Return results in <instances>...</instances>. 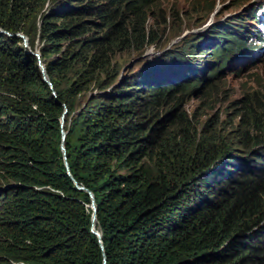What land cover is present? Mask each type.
Segmentation results:
<instances>
[{"label": "trees", "instance_id": "obj_1", "mask_svg": "<svg viewBox=\"0 0 264 264\" xmlns=\"http://www.w3.org/2000/svg\"><path fill=\"white\" fill-rule=\"evenodd\" d=\"M46 2L0 0V264H264V136L252 133L264 118L243 105L237 143L252 156L239 159L216 120L198 130L184 108L207 71L147 86L145 69L114 85L105 71L99 82L114 55L159 38L146 32L156 0ZM229 35L227 53L247 44ZM188 58L196 70L218 63ZM91 82L98 91L80 103Z\"/></svg>", "mask_w": 264, "mask_h": 264}, {"label": "rangeland", "instance_id": "obj_2", "mask_svg": "<svg viewBox=\"0 0 264 264\" xmlns=\"http://www.w3.org/2000/svg\"><path fill=\"white\" fill-rule=\"evenodd\" d=\"M58 1L61 0H47L44 4V11ZM206 1L207 0H156V3H154L155 5L146 12V32H156L159 34V39L153 43L155 51L158 54L165 53L164 51H167L168 45L176 42V40L170 39L172 36L177 35L181 28L187 27L193 32L197 29V27L194 28L195 26H200L202 24L208 9H210V6L205 4ZM217 1L218 0H211L212 5L216 4ZM224 4L223 8L221 7V12L215 17V20L219 21L221 25L212 27L213 30L218 31L212 32L209 36H203V32L197 35L194 33L189 35L185 34L187 36L184 35L185 37L178 40L171 48L174 50L176 49L175 53L172 55L181 57L179 58L180 61H187L183 59H189L188 57L193 59L197 58L198 62L203 61V59L218 61L216 65L209 68L206 72V75L208 76V74H211L212 78L204 79L201 84L198 81L195 84L196 88L191 89L186 94L184 108L191 117L192 124L198 130H201L204 124L210 119L216 120L218 122L216 132H221L224 141H227L230 146L235 148V150L232 151L234 155L242 159L245 155H252L244 149L242 145L237 143L239 132L235 130V126L238 123L240 115L245 111L243 108L244 104L251 107L252 110L256 112L255 115L257 118H264V53H260L254 57L245 52L237 53L243 54L240 56L237 54L230 55L229 52L227 53V51L221 48L228 44V36L219 37L216 41L212 40L210 36L212 34L222 36L223 33H226L223 30L234 27L239 28L238 30H241L240 33L243 31L247 33L249 44L263 45L264 10H259V5L251 3L250 0H230ZM250 12L259 14L256 16L261 17H258V20L255 18L256 16L249 17L248 15ZM35 20L38 24L39 15H37ZM239 24L240 27L238 26ZM2 31L3 29L0 27V32ZM254 32L256 35H260V37L253 38ZM16 35L22 37L23 46L29 49L28 37L20 32L16 33ZM233 36H235V34ZM32 37L34 40V48L30 50L33 53H38L42 42L38 36L33 33ZM215 45L218 46V48L212 51ZM243 48H246V46ZM142 53V50L131 49L114 55L110 65L104 67L102 72L98 74L99 82L106 79L105 73L108 72L112 73V77L109 78L108 83L114 85L130 77L133 73L142 70L141 68H147L148 61L153 60L155 63H158V59L154 58L155 56L150 55L143 57ZM179 59H174L172 61L173 63H179ZM168 61L167 57L160 58L159 60V62L163 64H169ZM207 67L208 65L204 62L199 70H187L186 72H182L179 78L191 77L193 74H201L202 70ZM150 73L151 72L148 74ZM141 75L139 82L143 85L147 86L152 83H158L156 79H151L144 76V74ZM196 81L197 79H194L187 82L186 85H192ZM110 87L111 86H109V88ZM97 91L98 83H89L80 94L79 102H85L90 94H94ZM254 92H258L259 103L262 104L261 107H259L253 97ZM208 128H212V126L210 125ZM252 133L257 137L264 136V125L258 130H252ZM259 148L260 149L257 150L260 153H264V142ZM0 182L2 181L0 180Z\"/></svg>", "mask_w": 264, "mask_h": 264}, {"label": "clouds", "instance_id": "obj_3", "mask_svg": "<svg viewBox=\"0 0 264 264\" xmlns=\"http://www.w3.org/2000/svg\"><path fill=\"white\" fill-rule=\"evenodd\" d=\"M230 0H218L217 1V3L216 4H213V5H211L209 8L210 9H208V11H207V14L205 15V17H204V19H203V21H202V24L200 25V26H195L194 28H199V30H195V31H193V32H191L190 34H192V33H194V34H198V33H201V32H203V36L204 35H210L212 32H215V31H218V30H213L212 29V27L213 26H215V27H217V26H220L221 25V23L219 22V21H216L215 20V22H212L211 23V21H212V17H214V15L221 9V7L223 8V6L225 5L224 3L225 2H229ZM251 1V3H256V4H258L259 5V10H264V0H250ZM223 3V4H222ZM246 5V4H245ZM256 15H259V14H256V13H253V12H250L249 13V17L250 16H256ZM259 18L261 17V16H258ZM258 17L256 16L255 18L258 20ZM260 22H262V21H260ZM218 23V24H217ZM239 27H240V24L238 25ZM188 29L189 28H187V27H183V28H181L180 29V31H179V33L177 34V35H174V36H172V38L170 39V40H176V42L174 43V44H176L177 42H178V40H180V39H183L185 36V34H186V32L188 31ZM239 28H234V27H232L231 29H226V30H223L224 32H226V33H223V35L221 36V35H216V34H212L210 37L212 38V40H218V38L219 37H224V36H231V35H229V34H232V36L235 34V35H240V34H242V33H244V31L242 32V33H240L241 32V30L239 31L238 30ZM187 36V35H186ZM194 36V35H193ZM242 38H244V40L246 41V43L247 44H249L248 43V40H249V38H248V36H245V37H242ZM159 39V38H158ZM157 40V39H156ZM156 40H154V41H149V42H146L142 47H140V48H138V49H134V50H142L143 51V53H142V56L143 57H147V56H150V55H153V56H155L154 58H156V59H158V63H155L153 60H150V61H148V65H147V68H141V69H145L146 70V73L145 74H148L149 72H152L153 70H156V69H158V68H160V67H163V66H168V65H179V66H181V67H184L185 65V63L186 62H182V63H173V61L172 60H170V61H168V63L169 64H163V63H160L159 62V60H160V58L162 57V56H164V55H167L166 53H168V52H172V53H169V54H174L175 53V50L174 49H172L170 46L171 45H174V44H169V46H168V49H166L167 51H164L165 53H157L156 51L152 54V52H153V50H147L146 51V49L150 46V45H152V46H154L153 45V43H155V41ZM263 43H264V39H263ZM247 44H245V46H246V48H239V49H236V50H234L233 52H231L230 53V55H232V54H237V53H240L241 52V50H249V51H255L256 49H254V50H251L250 48H249V46L247 45ZM250 45H252V44H250ZM261 45V44H260ZM260 45H256V46H260ZM264 45V44H263ZM244 46V47H245ZM152 48H154V47H152ZM258 48H260V47H258ZM263 51V52H262ZM244 52H246V51H244ZM260 53H264V48H262V49H260V50H258L256 53H254V54H252V53H248V55H252V57H254V56H257L258 54H260ZM146 54V55H145ZM155 54V55H154ZM245 54V53H244ZM35 55H37V54H35ZM157 55V56H156ZM237 55H243L242 53L241 54H237ZM166 57H168V56H166ZM165 57V58H166ZM152 59V58H151ZM203 60H205V59H203ZM198 61V60H197ZM186 65H193V64H191V63H187ZM201 67V66H200ZM199 67V68H200ZM186 68H188L187 66H186ZM208 68V67H207ZM207 68H205V69H203L202 70V72H201V74L203 75V74H205V72L209 69H207ZM186 71L187 70H190V71H192V70H195V68H192V69H190V68H188V69H185ZM185 71V72H186ZM192 76H195L194 74L192 75Z\"/></svg>", "mask_w": 264, "mask_h": 264}, {"label": "water", "instance_id": "obj_4", "mask_svg": "<svg viewBox=\"0 0 264 264\" xmlns=\"http://www.w3.org/2000/svg\"><path fill=\"white\" fill-rule=\"evenodd\" d=\"M260 47L259 49L255 50V51H249V50H241V52H244L246 51L245 53H256L258 50L264 48V45H260L258 46ZM242 49V48H241ZM34 54H37V57H38V53H34ZM39 66H40V70H41V73H42V79L47 82L48 84H50L49 80L47 79V76H46V73H45V68H44V65L41 63V61L39 60ZM190 68H195L194 65H191ZM185 69H188L186 67H181L179 65H168V66H163V67H160L156 70H153L150 74H144V76H147L151 79H156L158 83H154L156 85H162V84H167V83H176L179 80V75L182 73V72H185L186 70ZM196 69V68H195ZM196 76V75H195ZM66 111L64 110V113ZM64 113L63 115L61 116V125H63V122H64ZM62 141L64 140V137H65V132L64 130L62 129ZM61 150L64 154V159H65V149H64V145L63 143H61ZM66 167L68 168L67 164H66ZM77 184V183H76ZM79 189H83L85 190V188L83 186H78ZM90 197H91V208H92V225H91V230L97 235V237L100 239V233L98 230H95V219H96V205L94 203V198H93V195L91 194L90 191H88Z\"/></svg>", "mask_w": 264, "mask_h": 264}, {"label": "bare ground", "instance_id": "obj_5", "mask_svg": "<svg viewBox=\"0 0 264 264\" xmlns=\"http://www.w3.org/2000/svg\"><path fill=\"white\" fill-rule=\"evenodd\" d=\"M221 10H222V8L214 15V17H212V21H211V23L212 22H215V17L221 12ZM218 24V23H217ZM199 28H197L196 30H198ZM191 29H188V31L186 32V34L187 35H189L192 31H190ZM186 36V35H185ZM174 44V43H173ZM169 46V45H168ZM152 47H154V46H152V45H150L148 48H147V50L149 51V50H153V52H152V54L155 52V48H152ZM170 47H172V45L170 46ZM168 48V47H167ZM95 230H96V228H95Z\"/></svg>", "mask_w": 264, "mask_h": 264}]
</instances>
